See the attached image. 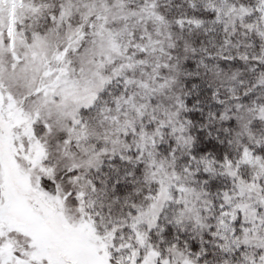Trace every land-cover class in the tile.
I'll list each match as a JSON object with an SVG mask.
<instances>
[{
	"label": "snow or ice",
	"instance_id": "snow-or-ice-1",
	"mask_svg": "<svg viewBox=\"0 0 264 264\" xmlns=\"http://www.w3.org/2000/svg\"><path fill=\"white\" fill-rule=\"evenodd\" d=\"M0 264H264V0H0Z\"/></svg>",
	"mask_w": 264,
	"mask_h": 264
}]
</instances>
